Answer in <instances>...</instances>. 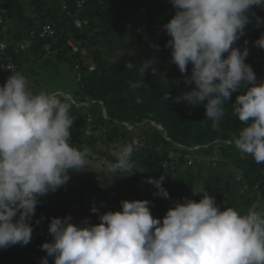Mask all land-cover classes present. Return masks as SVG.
I'll list each match as a JSON object with an SVG mask.
<instances>
[{
    "label": "clouds",
    "instance_id": "1",
    "mask_svg": "<svg viewBox=\"0 0 264 264\" xmlns=\"http://www.w3.org/2000/svg\"><path fill=\"white\" fill-rule=\"evenodd\" d=\"M170 3L174 13L162 25L169 37L165 46L181 74L191 65L184 83L193 86L174 98L167 91L162 99L203 105L216 129L225 102L238 93L230 105L242 125L229 142L264 164V78L258 80L246 63L247 41L237 46L248 24H264L253 12L254 7L264 9V0ZM254 45L264 50V32ZM154 63L149 58L124 67L138 70L141 78L145 70L155 73ZM141 86L130 82L133 90ZM70 107L56 91H33L19 72L0 85V249L26 246L40 197L66 185L69 172L82 171L88 163L90 150L71 142ZM133 153L131 144L113 145L107 171L132 175ZM163 181L164 176L147 178L157 189L154 195L167 199ZM191 189L199 200H174L161 218L152 215L147 199H122L119 210L104 212L93 205L98 223L87 218L73 223L71 215L51 217V241L40 245L46 253L40 264H49V257L53 264H264V210L221 208L203 185Z\"/></svg>",
    "mask_w": 264,
    "mask_h": 264
},
{
    "label": "trees",
    "instance_id": "2",
    "mask_svg": "<svg viewBox=\"0 0 264 264\" xmlns=\"http://www.w3.org/2000/svg\"><path fill=\"white\" fill-rule=\"evenodd\" d=\"M78 1L29 0L33 15H28L25 0H0V41L6 45L0 55V76L19 71L25 53L42 60V68L57 67L61 62L76 65L78 99L60 93L71 105V142L80 148H92L99 156L118 143L131 144L132 159L139 171L124 176L107 172L99 177L88 163L82 171H70L66 185L40 197L30 221L31 241L26 246L0 249V264H40L41 257L46 256L40 245L51 241L47 230L51 217L71 215L74 222L75 215L83 213L90 223H96L98 215L90 211L93 205L100 212L104 208L119 210L122 199H147L152 215L161 218L174 200H199L200 195H193L191 187L203 185L221 208L225 204L242 213L264 210V164L241 154L229 142L242 125L230 105L238 93H232L225 102V114L216 129L205 118L203 105L162 99L167 91L174 98L193 86L184 83L191 65L188 73L181 74L170 63V49L165 46L169 37L162 25L174 13L170 0H83L80 7ZM253 12L264 18V9L254 7ZM76 19L86 24L78 27ZM45 25L51 26L53 34L40 36ZM261 32L264 24L257 27L250 23L237 41L238 47H244L247 41L246 63L258 80L264 78V50L254 41ZM92 34L95 38L90 41ZM26 40L30 46L16 51L17 44ZM68 41L75 43L77 50ZM130 45L154 58L155 73L148 69L140 78L138 70L124 67L128 61L140 65L129 52ZM104 50L114 56L113 60L104 55ZM9 62L15 65L14 71L3 67ZM130 82L142 86L133 90ZM88 114L91 120H87ZM86 129L91 130L87 136ZM160 176H164L167 199L154 195L157 189L147 182L148 177ZM48 259L53 264L52 258Z\"/></svg>",
    "mask_w": 264,
    "mask_h": 264
},
{
    "label": "rangeland",
    "instance_id": "3",
    "mask_svg": "<svg viewBox=\"0 0 264 264\" xmlns=\"http://www.w3.org/2000/svg\"><path fill=\"white\" fill-rule=\"evenodd\" d=\"M29 0H25V12L28 15H33ZM8 24H12V21H9ZM95 36L92 34L90 36V41H93ZM94 49L93 46H91ZM129 52L134 54L139 63L141 64L145 59H149L150 56H145V52H143L140 48L135 47L134 45L129 46ZM104 55L111 60H113L114 56L109 54L106 50H104ZM172 63V62H170ZM174 64V63H172ZM42 60H36L30 53H25L23 57L22 68L18 71H14L11 73L19 72L23 74L27 80L29 87L35 91H56L58 93H64L69 98L78 99V84H77V67L73 63L70 62H61L57 65V67L53 65L48 66L47 68H42ZM11 73H6L5 76H0V85L4 83L7 77ZM37 80V83H36ZM101 131V130H100ZM90 129L85 131V135L89 134ZM118 145H123L122 143H118ZM102 151H105V147H101ZM97 151L90 148V153L92 154V158L88 159L89 169L92 170L97 176H102V174L107 173L106 163L108 160L112 158L109 156V152H107L104 156H99L96 153ZM135 172L139 171V167L134 164ZM39 210L42 208L39 207ZM106 211L105 208L102 209L101 212ZM87 218L89 220V216L83 213L76 214L73 223H79L80 220ZM97 221L96 223H98Z\"/></svg>",
    "mask_w": 264,
    "mask_h": 264
},
{
    "label": "built area",
    "instance_id": "4",
    "mask_svg": "<svg viewBox=\"0 0 264 264\" xmlns=\"http://www.w3.org/2000/svg\"><path fill=\"white\" fill-rule=\"evenodd\" d=\"M83 3V0H79L78 3H77V6H81ZM2 22V18L0 16V23ZM75 24L76 26H81L82 24H86V21H81L79 19H76L75 21ZM40 33V36H44V35H51L53 34V29L51 28L50 25H45L42 27L41 31L39 32ZM30 41L29 40H26V41H23V42H19L17 44V48H16V51H23L25 50L26 48H28L30 46ZM68 45L73 49V50H77V45L71 41H68ZM5 42L4 41H0V55L2 54V52L5 50ZM3 67L6 69V71H14V68H15V65L12 63V62H9L7 63L6 65H3ZM90 70L93 69V66H91L89 68ZM88 120H91L90 116H88ZM91 132H89L90 134ZM88 135V134H87ZM133 144L136 146L137 145V140H134L133 141ZM190 162V161H189Z\"/></svg>",
    "mask_w": 264,
    "mask_h": 264
},
{
    "label": "water",
    "instance_id": "5",
    "mask_svg": "<svg viewBox=\"0 0 264 264\" xmlns=\"http://www.w3.org/2000/svg\"><path fill=\"white\" fill-rule=\"evenodd\" d=\"M6 5V4H5ZM107 138H108V140H109V142H112V135L111 134H108V136H107Z\"/></svg>",
    "mask_w": 264,
    "mask_h": 264
}]
</instances>
